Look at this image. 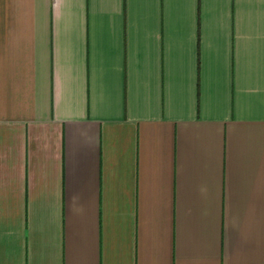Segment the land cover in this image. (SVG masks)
Segmentation results:
<instances>
[{"label":"crops","instance_id":"0c3cea01","mask_svg":"<svg viewBox=\"0 0 264 264\" xmlns=\"http://www.w3.org/2000/svg\"><path fill=\"white\" fill-rule=\"evenodd\" d=\"M0 264H264V0H0Z\"/></svg>","mask_w":264,"mask_h":264}]
</instances>
